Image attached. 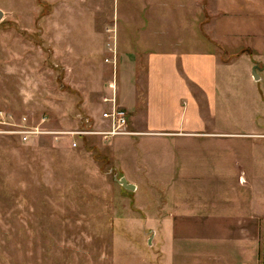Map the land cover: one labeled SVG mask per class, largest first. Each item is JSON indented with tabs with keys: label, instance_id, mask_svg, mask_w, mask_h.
Wrapping results in <instances>:
<instances>
[{
	"label": "rangeland",
	"instance_id": "374dc122",
	"mask_svg": "<svg viewBox=\"0 0 264 264\" xmlns=\"http://www.w3.org/2000/svg\"><path fill=\"white\" fill-rule=\"evenodd\" d=\"M48 4L0 0V264H241L240 253L226 250L234 255L227 258L220 244L208 249L207 241L222 234L203 218L205 207L218 206L220 214L226 199L235 197L222 188L236 190L237 164L252 148L238 140L231 145L226 178L219 174L225 168L221 157L210 160L221 155V142H199L185 151L183 144L157 145L147 137L102 135L111 126L103 113L119 104L133 68L122 65L121 50L110 44L107 17H89L96 8L108 14L109 0H88L81 9L61 2L52 14ZM213 20L206 0H199L198 50L212 41L207 26ZM229 21L233 25L236 18ZM235 46L218 50L220 63L229 65L218 69L212 122L219 131L224 122L232 132L256 127L264 133V73L255 81L254 61H235L254 51ZM135 68L140 107L145 67ZM225 75L228 95L222 94ZM130 120L133 130L131 113ZM27 127L55 134L23 140L18 132ZM256 153L264 182V147ZM189 154L196 159L189 161ZM184 171L197 178L185 185L193 193L181 194V185H173L186 180ZM121 179L137 190H127ZM209 184L221 192L209 193ZM181 204L203 213L185 221L175 215ZM262 208L264 215V191ZM261 229L255 261L245 264H264V222Z\"/></svg>",
	"mask_w": 264,
	"mask_h": 264
},
{
	"label": "crops",
	"instance_id": "0c3cea01",
	"mask_svg": "<svg viewBox=\"0 0 264 264\" xmlns=\"http://www.w3.org/2000/svg\"><path fill=\"white\" fill-rule=\"evenodd\" d=\"M86 1L88 0H48V5L51 6L52 14L55 6L61 2L63 5L67 2L71 9L75 8L74 4L81 9ZM89 1L92 4L100 2V0ZM109 3L108 14H103V11L100 13V10L96 8L89 12V17L91 19L92 17H107L104 32L110 34V44H113V49L116 51L121 50L118 56L122 65L133 67L130 68L129 74L127 73L128 82L126 81L122 87L117 105L128 112L129 125L130 113L132 121H135L134 131L129 126L134 133L131 136L147 137L149 138L147 141L157 145L169 143L172 146H179L183 144L185 151L188 150L186 148L191 145L196 146L199 142H221V155L212 156L210 160L217 162V158L221 157L220 163L225 165V168L222 167L219 174L226 178L231 174L229 169L231 145L238 140L239 143L252 148L249 156H245L237 164L238 187L236 190H232L230 186L222 188V192H226L227 195L234 193L235 197L231 200L228 197L227 201L223 202V210L220 214H217L218 206L205 207L208 211L205 212L207 216L203 220L214 227L212 231H219L222 234L218 240H214L216 236L207 241L211 244L208 249L213 252L220 247L223 253L226 250L240 253L241 257L237 258L242 260L241 264H245L246 260L255 261L264 222L262 208L264 182L261 180L263 165L261 161H258L260 156L256 151L264 147L262 143L264 133L256 127H247L240 129V132H232L224 122L219 131L212 119L215 116L219 92L218 69L221 65L223 67L229 65L220 63L218 57L220 48L228 50L231 45L236 44L238 52L246 49L253 50V55L241 54L235 61L247 57L248 62L254 61L253 63L257 65L255 66L257 81L262 80L261 74L264 73V54H261L264 51V0H206L207 10L215 19L206 26L212 41L217 44L212 49L208 47L212 42L210 41L205 50L197 48L199 0H109ZM86 9L85 12L89 10ZM230 18H236L233 25L230 24ZM132 49H138V52H133ZM124 51L126 54L123 53ZM139 65L145 67L144 96L140 107L135 87V77L138 73L135 67ZM224 78L222 94L228 95L230 92L229 77L226 80ZM224 104H226L224 107L227 106L226 101ZM224 113H228L227 108H224L223 115ZM204 115H208L209 119ZM209 130L210 132H207ZM189 155L181 156V160L186 162V157L189 156V161H192L191 158L196 159L197 157ZM182 175H185L186 180L181 183L173 182L174 187L176 184L181 185L178 191L181 194L193 193L192 190H187L188 187L185 185H193L197 178H192V173L188 175L185 171ZM130 184L137 190V184ZM212 185H216L215 182ZM212 185L209 184L208 189H217ZM218 192L220 193L221 189L209 190V193ZM181 205L175 209L181 212L175 215L184 217L185 221L194 219L203 213L196 210L195 206L192 208ZM216 227H220V230ZM214 244H220V246L216 247ZM230 254L225 253L227 258L234 256ZM247 256L249 259H246Z\"/></svg>",
	"mask_w": 264,
	"mask_h": 264
},
{
	"label": "built area",
	"instance_id": "2783aa9c",
	"mask_svg": "<svg viewBox=\"0 0 264 264\" xmlns=\"http://www.w3.org/2000/svg\"><path fill=\"white\" fill-rule=\"evenodd\" d=\"M103 119L108 120L110 122V128L102 132V135L105 136H131L134 135L132 131L129 130V114L128 112L115 105L112 104L111 110L109 112L103 113ZM13 134H17V132H9ZM18 134L23 135V140H27L28 135H48V134H55L51 131L46 130H38V128L34 127H27L23 131L18 132Z\"/></svg>",
	"mask_w": 264,
	"mask_h": 264
},
{
	"label": "water",
	"instance_id": "95a60500",
	"mask_svg": "<svg viewBox=\"0 0 264 264\" xmlns=\"http://www.w3.org/2000/svg\"><path fill=\"white\" fill-rule=\"evenodd\" d=\"M3 18H4V13H3V11L0 9V22L3 20ZM252 75H253V79H254L255 81H257V80H258V76L256 75V67L252 70ZM119 183H120L123 187H125L127 190H129V191H134V190H135V188H134L132 185H130V184H126L125 179H121V180H119Z\"/></svg>",
	"mask_w": 264,
	"mask_h": 264
}]
</instances>
